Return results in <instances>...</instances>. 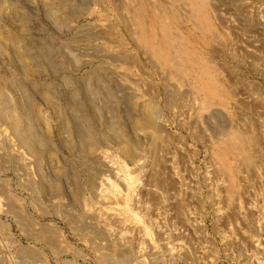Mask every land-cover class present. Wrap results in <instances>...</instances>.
Returning <instances> with one entry per match:
<instances>
[{
    "label": "rangeland",
    "instance_id": "374dc122",
    "mask_svg": "<svg viewBox=\"0 0 264 264\" xmlns=\"http://www.w3.org/2000/svg\"><path fill=\"white\" fill-rule=\"evenodd\" d=\"M200 1L0 0V264H264V0Z\"/></svg>",
    "mask_w": 264,
    "mask_h": 264
},
{
    "label": "bare ground",
    "instance_id": "6f19581e",
    "mask_svg": "<svg viewBox=\"0 0 264 264\" xmlns=\"http://www.w3.org/2000/svg\"><path fill=\"white\" fill-rule=\"evenodd\" d=\"M132 1V0H131ZM201 3L203 2V0L202 1H200ZM149 4V3H148ZM203 4H205L204 2H203ZM195 5V4H194ZM173 7H175L174 5H173ZM186 7H188L187 5H186ZM156 8V7H155ZM138 9V8H137ZM169 9V8H168ZM151 11H152V9H151ZM157 11V10H156ZM155 11V12H156ZM167 11V10H166ZM182 11V10H181ZM127 13H129V12H127ZM138 13H139V10H138ZM192 13V12H191ZM140 14H142V13H140ZM133 15V14H132ZM143 16V15H142ZM191 16H193V15H191ZM133 17H134V15H133ZM141 17V16H140ZM180 18V17H179ZM193 18H194V16H193ZM142 19V18H141ZM195 19V18H194ZM131 20V19H130ZM189 22V21H188ZM138 26H140V25H138ZM178 26V25H177ZM142 27V26H141ZM198 28V27H197ZM164 34V33H163ZM166 35V34H165ZM90 36V35H89ZM145 37V36H144ZM165 37V36H164ZM175 37H176V35H175ZM167 38V37H166ZM170 39V38H169ZM179 38H177V40H178ZM179 44V43H178ZM181 45V44H180ZM173 47V46H172ZM188 47V46H187ZM166 49V48H165ZM173 49V48H172ZM177 49V48H176ZM179 50V49H178ZM181 51V50H180ZM183 51V50H182ZM184 52V51H183ZM170 54H172L171 53V51L169 52ZM175 53H177L178 54V52H175ZM188 53V52H187ZM180 54V53H179ZM174 56V55H173ZM174 58H175V56H174ZM198 60V59H197ZM184 64H185V62H184ZM180 66V65H179ZM194 67H196V66H194ZM198 69V68H197ZM212 69V68H211ZM214 69V68H213ZM212 69V72L214 71ZM174 70H175V68H174ZM188 70V69H187ZM210 70V69H209ZM171 71H172V68H171ZM176 71V70H175ZM178 71H180V68L179 69H177V71H176V75H177V77H179V72ZM191 71V70H190ZM173 72V71H172ZM183 73V72H182ZM216 73V72H215ZM173 74V73H172ZM174 74H175V72H174ZM184 74H185V72H184ZM188 74H189V71H188ZM187 74V75H188ZM175 75V76H176ZM191 75V74H190ZM180 76H181V74H180ZM217 77V76H216ZM180 78V77H179ZM179 78H177V79H179ZM183 78V77H182ZM203 79V78H202ZM213 80H215V79H213ZM179 81V80H178ZM182 81V80H181ZM215 83V82H214ZM196 86V85H195ZM196 89H198V88H196ZM198 91V90H197ZM192 93V92H191ZM202 96V95H201ZM207 97V96H206ZM205 99V98H204ZM206 104V103H205ZM205 105H203V107H204ZM208 107V103H207V105L205 106V108L204 109H206ZM146 114H147V112H145ZM149 113V112H148ZM150 116V114H147V116ZM150 118V117H149ZM150 121V120H149ZM152 125V124H151ZM240 135V134H239ZM226 136V135H225ZM227 137V136H226ZM236 137H237V135H236ZM236 137H234L235 139H236ZM240 137H241V135H240ZM243 138V137H242ZM230 139V138H229ZM228 139V140H229ZM227 140V139H226ZM227 140V141H228ZM237 140V139H236ZM239 141L241 142V143H243V141H241V139H239ZM238 140L236 141V142H238V143H240ZM219 143V142H218ZM226 144V143H225ZM228 144V143H227ZM234 144H235V142H234ZM231 146H232V144H231ZM237 147V146H236ZM224 148V147H223ZM226 148H228V147H226ZM225 148V149H226ZM235 148V147H234ZM228 150H231V148L230 149H228ZM232 150H234V149H232ZM239 152V151H238ZM232 154V153H231ZM235 154H236V152H235ZM237 155V154H236ZM238 158V157H237ZM244 161L246 160V159H243ZM240 161V160H239ZM248 161H250V160H248ZM246 162V161H245ZM244 163V162H243ZM251 163V162H250ZM242 164V163H241ZM239 165V164H238ZM90 177H92V176H90ZM89 177V178H90ZM125 178H124V181H125V183H126V186L129 188V189H131L132 190V185H133V179L128 175V174H125V176H124ZM91 179V178H90ZM91 181V180H90ZM232 184V183H231ZM131 186V187H130ZM234 186V185H233ZM232 188V187H231ZM234 188V187H233ZM230 190H232V189H230ZM233 191V190H232ZM232 193V192H231ZM232 197V196H231Z\"/></svg>",
    "mask_w": 264,
    "mask_h": 264
}]
</instances>
